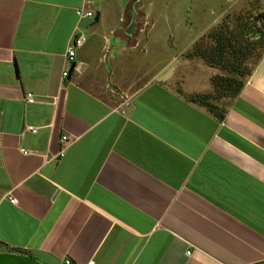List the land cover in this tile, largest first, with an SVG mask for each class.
<instances>
[{
  "label": "crops",
  "instance_id": "0c3cea01",
  "mask_svg": "<svg viewBox=\"0 0 264 264\" xmlns=\"http://www.w3.org/2000/svg\"><path fill=\"white\" fill-rule=\"evenodd\" d=\"M137 7L0 0V264H264V53L209 111Z\"/></svg>",
  "mask_w": 264,
  "mask_h": 264
},
{
  "label": "rangeland",
  "instance_id": "374dc122",
  "mask_svg": "<svg viewBox=\"0 0 264 264\" xmlns=\"http://www.w3.org/2000/svg\"><path fill=\"white\" fill-rule=\"evenodd\" d=\"M118 1L124 8L130 5L133 7L135 4L138 6L140 51L149 50L151 45L163 46L165 44V49L168 51L165 58L172 56L174 57L173 61L176 62L175 57H179L176 64L181 62L180 56L183 54L187 58H196L197 61L200 59L204 62V64L202 62L204 65L202 67L205 68L206 66L207 70L200 68L199 65L196 68L208 75L212 92L188 96L205 106L209 111L219 112L221 109L215 102L221 99L234 98L228 88L221 87L222 83L220 82V75L236 76L240 59L236 55L238 52H234L233 49H240V56H242V51L248 48L246 52L244 50L247 58L239 64L245 68H255L259 62V56L263 55L264 0ZM115 12V10L111 11L112 14L108 22L111 23L113 19H116ZM216 33H222L224 36V39L221 40V46H223V50L229 52L230 59H225V56L221 59L215 54L216 41L212 37ZM226 39H230L235 44L233 49L224 46V43H227ZM220 52L224 53L225 51ZM214 55L218 57L216 64L212 62L213 59L211 58ZM159 56H162V53ZM231 61L234 62L231 63ZM178 66L176 71L180 77L181 70ZM214 72L218 73L214 74ZM189 75L191 76V73ZM189 75L186 77L188 78ZM189 78L193 80L195 77Z\"/></svg>",
  "mask_w": 264,
  "mask_h": 264
},
{
  "label": "trees",
  "instance_id": "16d2710c",
  "mask_svg": "<svg viewBox=\"0 0 264 264\" xmlns=\"http://www.w3.org/2000/svg\"><path fill=\"white\" fill-rule=\"evenodd\" d=\"M212 38H214V40L216 41V47H215L216 52H215V54L218 57H220L221 59H223L224 56H225V59H230V57L228 56L229 52H226V50H223L222 49L223 46H221L222 45L221 44V40L224 39V36H222V33H216L215 36H213ZM226 40H227V43L226 44L224 43V46L229 47V49H233L235 47V44L233 42H231L230 39H226ZM263 48H264V45H263ZM244 50L246 52V50H248V48H245ZM244 50L242 51V54H241L242 56H240V49L239 50L233 49L234 52H236V53L238 52L236 55H238V57H239L238 59H240V61L238 63V69L236 70L237 73H235L236 76L232 77V76H229V75L227 76V75H224V74L220 75L221 76L220 77V82L223 85V86L221 85V87L228 88L230 93H232L234 95L233 97H237L241 93L243 87L246 84L247 78L251 75L252 71L254 70V68H251V67L250 68H245V66L242 67V65H239L247 58L246 55L244 54ZM220 51H225V52L221 53ZM216 55L211 56V58L213 59L212 62L215 63V64H216V62L218 60V57H216ZM262 57H263V55L259 56V62L262 59ZM233 62L231 61V63H233ZM215 67H216V65H215ZM225 69H227V68H225ZM226 84H227V86H224ZM218 87L221 88L220 86H218Z\"/></svg>",
  "mask_w": 264,
  "mask_h": 264
},
{
  "label": "built area",
  "instance_id": "2783aa9c",
  "mask_svg": "<svg viewBox=\"0 0 264 264\" xmlns=\"http://www.w3.org/2000/svg\"><path fill=\"white\" fill-rule=\"evenodd\" d=\"M77 16L79 18V21H82L86 18H90V19H95V13L92 12V11H87L85 10V8H80L77 10ZM86 41V38L85 36L83 35V33L81 32H76V34L72 37L71 39V42H70V46H69V52H68V57H69V60L70 62H73L74 61V58H75V55H76V48L77 47H80L82 46ZM70 74V70H66L64 73H63V76L64 77H68ZM27 99L31 102L34 101V97L32 94H28L27 96ZM29 131L33 132V133H37V128H34V127H29L28 128ZM69 138L67 136H64L62 138V144H63V147H62V150L60 152V157H64L65 156V152H66V145L67 143H69ZM23 153L27 154L28 152L26 150H22ZM52 159H57V156H54ZM47 161H50V159H48ZM12 203H16L17 200L15 199H12L11 200ZM188 254H191V252H188ZM66 264H75L73 263L71 260H66L65 262ZM90 264H94V262H91Z\"/></svg>",
  "mask_w": 264,
  "mask_h": 264
},
{
  "label": "water",
  "instance_id": "95a60500",
  "mask_svg": "<svg viewBox=\"0 0 264 264\" xmlns=\"http://www.w3.org/2000/svg\"><path fill=\"white\" fill-rule=\"evenodd\" d=\"M134 17H135V16H134ZM98 21H99V14H98V16H96L95 21H94V24H96ZM133 25H134V22L132 23V26H131V27H133ZM131 27H130V28H131Z\"/></svg>",
  "mask_w": 264,
  "mask_h": 264
}]
</instances>
